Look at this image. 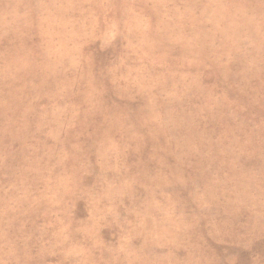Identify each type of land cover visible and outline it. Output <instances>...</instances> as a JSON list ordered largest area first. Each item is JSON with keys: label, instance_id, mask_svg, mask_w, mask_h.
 I'll return each instance as SVG.
<instances>
[{"label": "rangeland", "instance_id": "374dc122", "mask_svg": "<svg viewBox=\"0 0 264 264\" xmlns=\"http://www.w3.org/2000/svg\"><path fill=\"white\" fill-rule=\"evenodd\" d=\"M0 264H264V0H0Z\"/></svg>", "mask_w": 264, "mask_h": 264}]
</instances>
